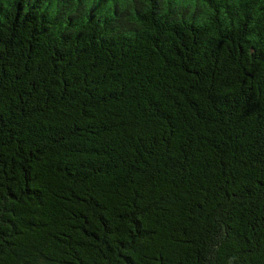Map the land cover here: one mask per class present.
I'll list each match as a JSON object with an SVG mask.
<instances>
[{"label":"trees","instance_id":"1","mask_svg":"<svg viewBox=\"0 0 264 264\" xmlns=\"http://www.w3.org/2000/svg\"><path fill=\"white\" fill-rule=\"evenodd\" d=\"M0 264H264V0H0Z\"/></svg>","mask_w":264,"mask_h":264}]
</instances>
